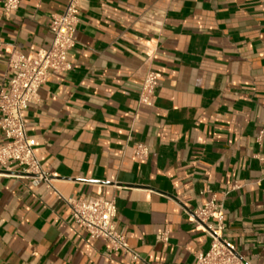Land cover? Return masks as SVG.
<instances>
[{"label":"crops","instance_id":"1","mask_svg":"<svg viewBox=\"0 0 264 264\" xmlns=\"http://www.w3.org/2000/svg\"><path fill=\"white\" fill-rule=\"evenodd\" d=\"M66 3L20 0L5 14L0 0V88L9 53L47 49ZM67 61L24 111L35 157L63 197L113 200L140 261L91 239L11 164L0 168V264H191L210 244L189 218L206 190L223 205V237L264 264V0H82ZM148 72L151 107L138 101Z\"/></svg>","mask_w":264,"mask_h":264},{"label":"built area","instance_id":"2","mask_svg":"<svg viewBox=\"0 0 264 264\" xmlns=\"http://www.w3.org/2000/svg\"><path fill=\"white\" fill-rule=\"evenodd\" d=\"M19 2L20 0H3V13L14 12ZM81 2L82 0H67L63 12L50 17L48 30L52 40L47 49L29 55L13 51L9 53L8 67L11 75L8 82L0 88V133L7 140L0 145V168L8 170L11 164H15L24 175L33 177L35 182L52 190L68 207L71 220L91 239L101 240L109 245L111 252H121L129 256L132 262H138V254L117 231L115 202L100 195L88 199L60 195L53 187L51 177L41 169L34 154L35 141L28 137L26 131L24 111L37 99L40 87L49 76L71 69L67 54L75 45ZM157 80L158 76L153 72L144 76L138 99L140 104L153 106ZM132 154L135 159L144 160L147 148L144 144H137L133 147ZM236 188L237 186H233L231 189ZM206 193L210 195L207 202L193 211L189 218L210 238V244L206 252L194 255L191 264H246L234 245L222 235V203L210 190H206ZM159 240L165 242L166 238L160 235Z\"/></svg>","mask_w":264,"mask_h":264}]
</instances>
